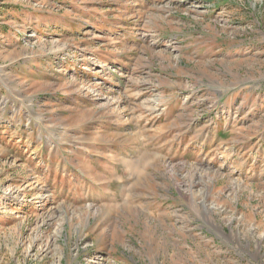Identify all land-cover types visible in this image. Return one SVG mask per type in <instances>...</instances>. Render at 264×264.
<instances>
[{
  "label": "rangeland",
  "instance_id": "1",
  "mask_svg": "<svg viewBox=\"0 0 264 264\" xmlns=\"http://www.w3.org/2000/svg\"><path fill=\"white\" fill-rule=\"evenodd\" d=\"M0 264H264V0H0Z\"/></svg>",
  "mask_w": 264,
  "mask_h": 264
}]
</instances>
